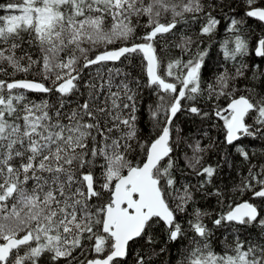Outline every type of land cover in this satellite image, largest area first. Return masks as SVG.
Returning <instances> with one entry per match:
<instances>
[{
    "label": "snow or ice",
    "instance_id": "obj_1",
    "mask_svg": "<svg viewBox=\"0 0 264 264\" xmlns=\"http://www.w3.org/2000/svg\"><path fill=\"white\" fill-rule=\"evenodd\" d=\"M242 4L0 6V264H157L174 245L167 264H264V149L243 143L264 140V33L243 31L264 0ZM225 19L232 63L205 84Z\"/></svg>",
    "mask_w": 264,
    "mask_h": 264
},
{
    "label": "trees",
    "instance_id": "obj_2",
    "mask_svg": "<svg viewBox=\"0 0 264 264\" xmlns=\"http://www.w3.org/2000/svg\"><path fill=\"white\" fill-rule=\"evenodd\" d=\"M9 2V0H0V6L6 5ZM229 3H232L233 8L235 9V13L238 14L236 16L237 19L240 18L241 15H243V4L242 0H228ZM227 11V9L225 10ZM7 14L2 7H0V15H5ZM228 24V21L222 20L221 24L218 27L217 34L213 36L211 39L205 37L204 39V44L203 47L207 48L208 51V56L206 57V65L211 71H205L203 73V81L204 83H208L211 81L213 74L216 72L217 69H222L226 65H231V61H228L225 59L224 56V50L222 47V42L229 37V33L226 31V26ZM198 28V26L194 25L193 30L195 31ZM186 31V29H185ZM243 31L245 33L251 32L255 36H259L262 33H264V23L256 21L255 19H249L247 23L243 26ZM180 50L179 49H172L170 52L171 56H179ZM259 62V61H257ZM155 99L154 96H149V94L146 92L145 93V103H151ZM223 103V101H221ZM180 123L182 126H184L185 131L188 132L189 134L192 133V131L195 129V125L191 124H184L183 118H181ZM211 135L214 137H219L222 139V135L219 133V129H213L211 132ZM243 143L251 148L252 150L256 151L257 153L261 152L262 149H264V140H256L253 141L251 138H248L243 141ZM237 162H239V157H235ZM215 160V156H210L209 157V162H212ZM181 165H183V160L180 161ZM191 179L192 183H196V179L194 176L188 177ZM237 179V172L236 171H231L229 172L228 169L224 170L223 173V181L224 183H230L231 181H235ZM183 182V181H182ZM201 206L202 207H207L209 205H212L214 202L213 201H201ZM217 241L214 245L215 250L217 252H220L224 246V240L220 238V233H217ZM141 243H143L141 241ZM179 247L178 245L173 246V252L171 256H162L157 258V264H167L169 260H175L176 259V253H175V248ZM183 250V249H181Z\"/></svg>",
    "mask_w": 264,
    "mask_h": 264
}]
</instances>
